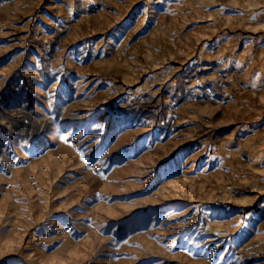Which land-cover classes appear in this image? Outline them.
Listing matches in <instances>:
<instances>
[{"label": "rangeland", "instance_id": "374dc122", "mask_svg": "<svg viewBox=\"0 0 264 264\" xmlns=\"http://www.w3.org/2000/svg\"><path fill=\"white\" fill-rule=\"evenodd\" d=\"M0 264H264V0H0Z\"/></svg>", "mask_w": 264, "mask_h": 264}]
</instances>
